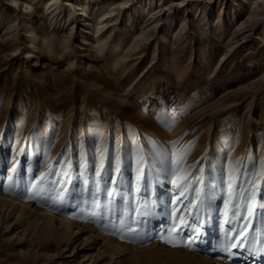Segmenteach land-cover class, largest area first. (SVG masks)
Masks as SVG:
<instances>
[{"label":"rangeland","instance_id":"374dc122","mask_svg":"<svg viewBox=\"0 0 264 264\" xmlns=\"http://www.w3.org/2000/svg\"><path fill=\"white\" fill-rule=\"evenodd\" d=\"M53 1L0 0V264H264V210L233 218L228 187L233 169L241 184L257 171L264 194V0ZM117 151V194L93 204L92 165ZM50 166L68 173L49 177L67 179L62 200L32 197ZM179 216L191 247L188 227L162 240ZM236 231L250 241L226 252Z\"/></svg>","mask_w":264,"mask_h":264},{"label":"snow or ice","instance_id":"6c2138e0","mask_svg":"<svg viewBox=\"0 0 264 264\" xmlns=\"http://www.w3.org/2000/svg\"><path fill=\"white\" fill-rule=\"evenodd\" d=\"M175 146V145H174ZM107 150H105L106 152ZM143 148L138 146L137 147V181L139 182L140 175L142 174L143 164H144V155H143ZM186 153V150H182L179 154H177V158L175 160L176 168L174 170H170L172 175H175L179 173L180 171V164L183 161V156ZM106 159H109L106 157L104 153L101 154L100 157V168L99 171L95 169V164L93 163V176L96 178L93 181L94 187L92 185H89L88 187V193L92 197L93 204H96L98 197L101 192L105 194L107 197H113L116 195V189L113 187H109L111 185H114L117 183L111 175V171H113L112 161L114 160V171L117 175L121 173V157L117 151V153L114 155V157L109 159V163L106 165L105 161ZM259 171L264 172V164L261 165ZM234 175L230 176L229 178V202L231 203L233 201V197H236V203L231 208V215L233 218H243L244 220H248L250 217H254L256 214L257 207L260 210H264V194L260 195L259 203H256L257 200V194L259 192V185H254L253 181L256 178V175L258 174L257 171H253L249 178L245 179L243 183H239L240 177L239 175H236V169H233ZM19 176V168L16 164L13 165L11 168V174L8 176L9 185L4 188L5 191H12L14 188V185L17 182V177ZM67 177L68 173H58L55 172L51 166L49 167L48 172L43 173L39 176L38 182H33L30 187L33 189L32 191V197L40 196L42 193L49 192V193H55L60 199H63V195L67 192V189L63 187L64 184H67V179H49V177ZM106 178V186L101 187V181L105 180ZM182 183L176 184V181L173 180V185L177 189H179V196H184V190H187L190 188V183L187 179V177H182ZM234 181L236 182L235 188L233 187ZM197 182L202 183V177H197ZM264 182V181H262ZM85 184H89L87 180L84 181ZM0 187H3L0 185ZM137 191H140L139 187L137 188ZM195 195L197 199L200 201V203H203V200L201 198V189L197 187L194 189ZM30 197V198H32ZM179 198V197H178ZM228 205L226 204V208ZM245 213L243 217L240 216L241 211ZM137 209H133V212H136ZM147 211V209H145ZM144 213H141L143 215ZM227 215V213H226ZM262 217H264V211H261ZM195 219L199 220V216L195 217ZM124 216H120V224L124 226ZM177 223H174L172 225V229L167 232V235L165 237H162V240L164 243H168L171 246H177L175 243H173L174 234L179 235L180 231L183 230L184 227H188L191 229L192 233V239L186 238V242L183 246L185 247H191L192 244L195 242V238L199 237V231L197 227H195L193 224L188 223L184 220L183 216L176 217ZM229 222V221H226ZM133 223H143V221H135L133 220ZM245 229L247 228V223L244 225ZM130 232L132 231L131 228L128 229ZM119 231V229H117ZM229 232H232L233 229H228ZM242 235V231H236L235 232V238L234 240H230L227 237L224 241V250L228 252L229 249H235L237 247L244 248L246 244L249 243L250 237L245 236L243 239H240ZM259 251H264V249H260ZM232 253L229 252V255Z\"/></svg>","mask_w":264,"mask_h":264},{"label":"bare ground","instance_id":"6f19581e","mask_svg":"<svg viewBox=\"0 0 264 264\" xmlns=\"http://www.w3.org/2000/svg\"><path fill=\"white\" fill-rule=\"evenodd\" d=\"M28 1H38V0H28ZM41 1V0H40ZM43 1V0H42ZM51 1V3H56L55 1H53V0H50ZM88 3V2H87ZM88 5L86 4V7H87ZM133 24V23H132ZM35 44H37V41H35L34 42ZM75 178L74 177H72L70 180H71V183L73 182V181H75L74 180ZM14 200V199H13ZM12 202V204L14 205V206H16V204H15V202L14 201H11ZM22 207L23 208H27L28 210H30V207H29V205L28 204H25V203H23L22 204ZM68 220V219H67ZM69 220H72L70 223H69V221H66L65 223H64V225L67 227V228H70V229H72V230H74V232H76V235L77 236H84V237H86L87 238V240H89L90 242L89 243H87V244H96L98 241H99V238L97 237V235H95V233L93 232V231H91V230H89L88 228H86V226H84V225H81V224H79V223H77L74 219H72V216H69ZM110 239H112V238H110ZM115 241V240H114ZM113 241V242H114ZM115 243V242H114ZM105 244L106 245H109L108 244V242H105ZM115 245L119 248H121L122 247V244H119L118 242H116L115 243ZM187 259L188 260H192L191 259V257H187Z\"/></svg>","mask_w":264,"mask_h":264}]
</instances>
